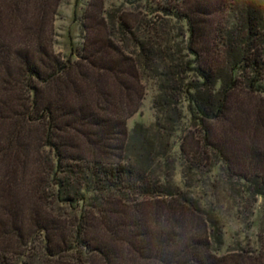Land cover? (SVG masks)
<instances>
[{
	"label": "trees",
	"instance_id": "obj_1",
	"mask_svg": "<svg viewBox=\"0 0 264 264\" xmlns=\"http://www.w3.org/2000/svg\"><path fill=\"white\" fill-rule=\"evenodd\" d=\"M98 1L64 57L57 2L0 0V264H264V238L228 248L192 190L209 162L233 178L212 123L235 92L264 95V0ZM145 82L155 122L129 130ZM247 163L256 201L264 144Z\"/></svg>",
	"mask_w": 264,
	"mask_h": 264
},
{
	"label": "rangeland",
	"instance_id": "obj_2",
	"mask_svg": "<svg viewBox=\"0 0 264 264\" xmlns=\"http://www.w3.org/2000/svg\"><path fill=\"white\" fill-rule=\"evenodd\" d=\"M54 1L58 4V11L52 22L53 48L57 54L66 57L72 51L80 52L83 47L84 25L89 24L85 23V15L89 11L90 0ZM103 1L109 11L118 8L132 10L130 5L124 4V0H100L99 7ZM134 6L143 13L142 3ZM101 12L98 8L95 14L101 15ZM145 88L139 112L128 120L129 130L138 124L149 127L155 122V87L145 82ZM262 98L264 95L235 92L225 118L212 123V142L226 154L233 178H229L227 163H219L212 169L209 162V175L200 178V182L192 189L194 198L206 210L214 211L220 217L226 246L230 249L245 247L248 239L254 241L257 236L264 238V198L253 201L248 194L243 193L246 188L240 181V176L249 168L247 160L251 144H264V129L259 128L256 120L260 105L264 103ZM191 184L194 186L195 183ZM257 247H260L259 244Z\"/></svg>",
	"mask_w": 264,
	"mask_h": 264
}]
</instances>
